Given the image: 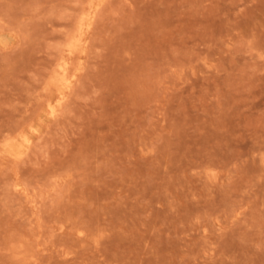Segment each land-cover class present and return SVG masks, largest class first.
Listing matches in <instances>:
<instances>
[{"label":"rangeland","instance_id":"374dc122","mask_svg":"<svg viewBox=\"0 0 264 264\" xmlns=\"http://www.w3.org/2000/svg\"><path fill=\"white\" fill-rule=\"evenodd\" d=\"M0 264H264V0H0Z\"/></svg>","mask_w":264,"mask_h":264},{"label":"bare ground","instance_id":"6f19581e","mask_svg":"<svg viewBox=\"0 0 264 264\" xmlns=\"http://www.w3.org/2000/svg\"><path fill=\"white\" fill-rule=\"evenodd\" d=\"M50 107H51L52 111H55V106L54 105L51 104Z\"/></svg>","mask_w":264,"mask_h":264}]
</instances>
